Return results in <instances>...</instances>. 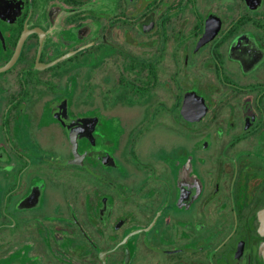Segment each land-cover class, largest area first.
Here are the masks:
<instances>
[{
    "label": "flooded vegetation",
    "instance_id": "1",
    "mask_svg": "<svg viewBox=\"0 0 264 264\" xmlns=\"http://www.w3.org/2000/svg\"><path fill=\"white\" fill-rule=\"evenodd\" d=\"M0 264H264V0H0Z\"/></svg>",
    "mask_w": 264,
    "mask_h": 264
}]
</instances>
